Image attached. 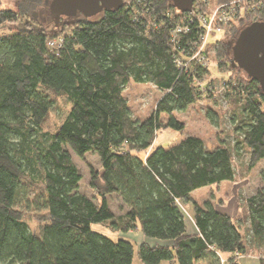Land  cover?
Masks as SVG:
<instances>
[{"label": "trees", "instance_id": "1", "mask_svg": "<svg viewBox=\"0 0 264 264\" xmlns=\"http://www.w3.org/2000/svg\"><path fill=\"white\" fill-rule=\"evenodd\" d=\"M18 2V13L0 10V24L43 6V0ZM185 15L170 0H123L120 9L93 22L79 20L70 32L49 35L36 28L0 37V264H133L135 246L122 238L134 232L146 240L137 248L141 264H222L220 254L229 255L223 264H233L247 247L262 251L264 264L263 190L246 201L248 239L241 220L192 199L195 191L233 182L232 150L222 143L207 150L196 137L152 148L158 132L184 128L175 113L216 91L209 71L187 66L189 55L171 43L177 25L187 28L178 36L181 43L193 45L198 36L196 22L183 25ZM246 15L225 28L224 38L233 39L246 22H264V9ZM56 40L60 47H51ZM213 49L218 68L228 69L230 45L220 40ZM231 77L223 91L239 105L231 118L233 150L238 157L248 154L253 168L264 159V92L249 79L233 86ZM130 82L163 93L146 119L133 118L124 97ZM53 96L65 98L70 108L49 131ZM207 117L214 122L213 111ZM66 148L80 158L98 156L92 198L79 192L81 175ZM111 196L119 198V216L108 207ZM185 204L192 206V234ZM28 216L39 224L37 231ZM94 224L121 238L94 232Z\"/></svg>", "mask_w": 264, "mask_h": 264}, {"label": "rangeland", "instance_id": "2", "mask_svg": "<svg viewBox=\"0 0 264 264\" xmlns=\"http://www.w3.org/2000/svg\"><path fill=\"white\" fill-rule=\"evenodd\" d=\"M60 1L61 0H43V6L40 9L30 12L26 16H20L17 22L0 24V37L15 34H27L30 30L36 28H41L49 35H52L53 32L56 34H59L60 32H70L73 25L77 21L85 18L78 14L77 16L71 18L60 15L58 20L55 19L51 15V9H58ZM227 2L231 3L232 0H227L224 3ZM18 4V0H0V10L18 13ZM194 4L192 8H194ZM221 4L223 3L216 4V0H208L207 4H205V8L203 5L202 10L200 9L199 13L209 14ZM195 9H197V7H195ZM199 13L197 12L193 14L198 16ZM184 14L189 16L191 12ZM243 14V12H236V17L233 23H239V21L242 20ZM99 18L100 16H96L88 18L87 20L93 22ZM258 22L263 21L258 20L251 23L246 22L244 25L238 26L237 34L233 39L228 37L224 38L225 28L230 24H214L216 28H220V30H222V33L208 39L210 44L205 48L204 54L206 55L205 58L208 61L207 70L209 71V75L207 79L214 80L213 83L216 88L215 94L210 95V98L208 97L209 99L207 101L192 105L184 113H175L176 119L184 124V128L181 131L168 129L158 132V136L152 147L154 149L159 147L169 148L172 145L178 144L185 137H196L204 142L207 150L216 148L220 143L232 150L235 167V178L233 182H225L195 191L192 193V199L201 206L210 202L213 204L215 209L229 212V216L231 218L241 220L243 224L240 227V231L243 236H246V238L249 230V224L246 219V201L248 198L257 194L258 191H264V159L258 162L253 168H249L248 154L240 153L239 157L235 154L236 152L233 150V147L236 140V134L234 132V124L232 123L231 118L232 116L237 115L239 105L235 103L233 100L234 98L230 95V93H225L222 89L220 91V88L226 84L225 81H227L231 76L233 86L239 85L242 80L247 79L244 71L238 69L236 64L233 63L232 48L235 46L239 34L251 24ZM56 28L57 31H55ZM220 40H226L231 48L229 53L231 63H228V69L224 70H220L218 68L216 52L213 49L214 42ZM162 96L163 93L151 84H136L134 82H130L124 90V97L131 109L133 118L139 120L146 119L154 113L156 104ZM52 99V110L45 123V129L49 131H54L60 125L64 115L70 108V105L65 98L53 96ZM209 110L213 111L215 114L216 118L214 117V122L207 117ZM166 120V117L161 118V121L163 122H166ZM66 150L81 175L79 192L88 198H92L93 195L89 186L91 176L92 173H99L101 171L98 156L90 152L80 158L68 148H66ZM107 203L110 211H112L115 216H119L121 214L118 210L120 201L117 196L108 197ZM182 209L185 214L193 216L192 206L190 204L183 205ZM187 218L189 220V217ZM26 221L32 231L38 230L39 224L33 220L31 216H28ZM91 228L94 232L105 235L113 240L121 238L119 234L113 233L104 225L94 224ZM189 228L190 225L188 222V229ZM137 236V233L134 232L122 238L126 241L132 242L135 246L133 264H141L137 256V248L141 245V242L138 241ZM262 254V251H258L253 247H247L246 253L240 258H236L237 260H234L233 264H259V259ZM219 256V261H227L229 259V255L227 254H220ZM161 264L176 263L174 261H165Z\"/></svg>", "mask_w": 264, "mask_h": 264}, {"label": "water", "instance_id": "3", "mask_svg": "<svg viewBox=\"0 0 264 264\" xmlns=\"http://www.w3.org/2000/svg\"><path fill=\"white\" fill-rule=\"evenodd\" d=\"M180 13H189L199 0H170ZM123 0H61L58 9H51V15L58 20L82 15L86 20L100 16L105 11L118 10ZM232 60L238 69L244 71L247 79L257 82L264 92V22L253 23L238 36L232 48Z\"/></svg>", "mask_w": 264, "mask_h": 264}, {"label": "built area", "instance_id": "4", "mask_svg": "<svg viewBox=\"0 0 264 264\" xmlns=\"http://www.w3.org/2000/svg\"><path fill=\"white\" fill-rule=\"evenodd\" d=\"M263 9L264 0H232L231 3L227 2L221 4L218 8H215L209 14H200V11L196 10L195 8H192L191 14L189 16L186 15L183 17V25L188 23L192 25L194 22L198 24L199 32L197 33L198 36L196 40L193 42V45H189L190 42H182L183 45L181 46L180 44L182 43L181 40L178 39V36L180 33L186 34L187 28H183L182 25H177L171 33V43L177 48L179 47L180 49H182L183 51H181L183 52V54H185L186 56L189 55V61L187 63V66H190L194 63L201 68L208 69V61L206 60V55L204 54L205 48L210 44L208 39L212 36L215 37L216 35L222 33V30H220V28H216L214 24L233 23L236 17V12H243L244 14L258 13ZM192 12H198L199 14L197 16L194 15ZM61 44V40L51 41L49 43V45L53 48H58ZM221 89L224 90V86H222ZM223 262L224 261H221L222 264Z\"/></svg>", "mask_w": 264, "mask_h": 264}, {"label": "crops", "instance_id": "5", "mask_svg": "<svg viewBox=\"0 0 264 264\" xmlns=\"http://www.w3.org/2000/svg\"><path fill=\"white\" fill-rule=\"evenodd\" d=\"M219 212H221V213H223V214H226V215H230V213L229 212H226V211H220V210H218ZM189 216V215H188ZM192 215L191 216H189V220H188V222H189V225H190V228L188 229V232L189 233H195V227H194V224H193V222H192ZM188 222H187V226H188ZM192 223V224H191ZM137 237H138V241H140L141 242V244L142 243H146V240L139 234V233H137ZM126 237V236H125Z\"/></svg>", "mask_w": 264, "mask_h": 264}, {"label": "bare ground", "instance_id": "6", "mask_svg": "<svg viewBox=\"0 0 264 264\" xmlns=\"http://www.w3.org/2000/svg\"><path fill=\"white\" fill-rule=\"evenodd\" d=\"M200 8H201V5H198L197 6V9L196 10H200ZM257 13H247V15L246 16H248V15H256Z\"/></svg>", "mask_w": 264, "mask_h": 264}]
</instances>
